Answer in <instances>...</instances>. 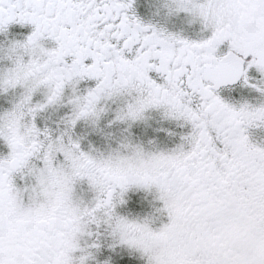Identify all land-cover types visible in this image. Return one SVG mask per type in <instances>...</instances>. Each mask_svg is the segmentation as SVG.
I'll list each match as a JSON object with an SVG mask.
<instances>
[{"label": "snow or ice", "instance_id": "snow-or-ice-1", "mask_svg": "<svg viewBox=\"0 0 264 264\" xmlns=\"http://www.w3.org/2000/svg\"><path fill=\"white\" fill-rule=\"evenodd\" d=\"M135 4L0 0V264H264V0Z\"/></svg>", "mask_w": 264, "mask_h": 264}, {"label": "flooded vegetation", "instance_id": "flooded-vegetation-1", "mask_svg": "<svg viewBox=\"0 0 264 264\" xmlns=\"http://www.w3.org/2000/svg\"><path fill=\"white\" fill-rule=\"evenodd\" d=\"M135 8L137 11V15L145 22L164 24L156 21L152 15V10H145L140 4V0H136ZM169 20L165 25L169 30L181 31L182 29H187L186 23L181 25L177 24L171 19ZM184 34L191 35L192 33L190 30H188ZM220 95L229 103H238L243 102L245 100L250 103H257L260 100H264V98L260 97L259 94L256 93L254 90H249L248 88H241L239 86H236L234 89H222L220 91ZM249 137L252 143L264 146V130L255 128L249 129Z\"/></svg>", "mask_w": 264, "mask_h": 264}, {"label": "rangeland", "instance_id": "rangeland-1", "mask_svg": "<svg viewBox=\"0 0 264 264\" xmlns=\"http://www.w3.org/2000/svg\"><path fill=\"white\" fill-rule=\"evenodd\" d=\"M160 0H140V4L141 6L145 9V10H152V15L154 17V19L160 23H164L165 21L163 19V13L161 12L160 15L156 14L157 11V7L159 6ZM172 21L176 22L177 24H184L185 22L183 21V16L181 15V17H172L170 18ZM170 21V20H169Z\"/></svg>", "mask_w": 264, "mask_h": 264}]
</instances>
